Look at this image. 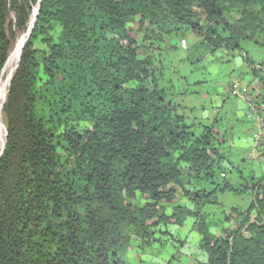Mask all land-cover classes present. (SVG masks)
Returning a JSON list of instances; mask_svg holds the SVG:
<instances>
[{
  "label": "trees",
  "instance_id": "trees-1",
  "mask_svg": "<svg viewBox=\"0 0 264 264\" xmlns=\"http://www.w3.org/2000/svg\"><path fill=\"white\" fill-rule=\"evenodd\" d=\"M13 29L29 36L2 110L0 264H146L190 218L200 260L154 264H264V175L221 182L234 142L191 110L173 54L187 33L213 52L264 45V0H0V84ZM218 193L249 205L213 230Z\"/></svg>",
  "mask_w": 264,
  "mask_h": 264
},
{
  "label": "rangeland",
  "instance_id": "rangeland-1",
  "mask_svg": "<svg viewBox=\"0 0 264 264\" xmlns=\"http://www.w3.org/2000/svg\"><path fill=\"white\" fill-rule=\"evenodd\" d=\"M10 21L15 22L14 15L10 17ZM13 31L17 34V37L13 42L12 49L19 37L24 35L23 33H17L16 29H13ZM182 43L187 49L181 50L178 46V51L173 52V54L180 59L177 66L180 67L179 69L184 78V81L176 84V86L189 89L190 94L193 91L198 92L200 95V98H198L199 101H193L191 110L194 106L199 109L202 107L205 111L197 112L196 117L205 121L219 119V121H221L220 128L225 129L224 131L228 132L234 142L232 147L227 146L225 148L229 163H225L222 166L225 175L222 176L221 182H223V180L226 182L230 181L231 184L238 185L242 183L241 179H246L247 177L251 178L254 176L256 178H261L264 175V152L261 151L260 147L253 149L258 131L253 126V128L250 127L251 125L246 119L248 102L245 99L234 96L233 91L235 90V81L244 79L249 81L253 77L250 73V65H247L244 61L245 55H248L249 60L257 67H264V45L246 42L243 45V52L225 50L213 52L209 47L196 43L195 39L192 38L191 35H188V33ZM178 44L179 40L175 38L170 39L168 43L169 47ZM188 50L189 52H187ZM262 75H264V73H262ZM3 78L4 75H2V80ZM257 80H259V78ZM189 83L193 85L190 87ZM259 84L258 81H255L253 85L255 92L250 90L252 93L258 94L261 97V95H264V91L262 90V93L257 92ZM186 103L188 104V100ZM1 121L6 131L3 112ZM262 149L264 150V144L262 145ZM2 151L3 149H0V155ZM235 170H240L242 172L241 179L236 175ZM248 205L249 195L247 194L241 196L233 193H218L216 203L208 205L205 208L204 215L207 217V222L212 224L210 228L215 230V224L223 221L224 213L227 212V210L233 207L245 209ZM194 223V219L190 218L186 223V227L180 232H176L179 234L177 235L179 241H177V239H173V241L170 239L163 248L159 249V246L156 245L153 249L151 248L152 250L147 249L145 254L149 251H151V253L141 256L143 257V261H147L146 264L159 263L164 259L167 261L177 252L184 255L182 259L184 262L186 259H189V261L192 260V262L195 259L200 260L198 251L200 237L198 232L194 229ZM235 224L236 223L231 224V226H235ZM217 235H221L219 229ZM126 260L129 264H142L137 262L140 261V259L136 258V254L127 256Z\"/></svg>",
  "mask_w": 264,
  "mask_h": 264
},
{
  "label": "bare ground",
  "instance_id": "bare-ground-1",
  "mask_svg": "<svg viewBox=\"0 0 264 264\" xmlns=\"http://www.w3.org/2000/svg\"><path fill=\"white\" fill-rule=\"evenodd\" d=\"M37 13H38V9L36 8L33 12V15L31 17V20H30L29 25H28L29 31H31V29L35 23ZM28 36H29V33H26V34L19 37V39L15 43L12 51L10 52L9 58L7 60L5 68L3 70L4 78L0 84V133H1L0 149H3L5 147L6 137H7L4 125L1 121L2 110H3V106H4L6 99H7L10 82H11V80H12V78H13L16 70H17L18 65H19L22 50H23V48L27 42Z\"/></svg>",
  "mask_w": 264,
  "mask_h": 264
},
{
  "label": "built area",
  "instance_id": "built-area-1",
  "mask_svg": "<svg viewBox=\"0 0 264 264\" xmlns=\"http://www.w3.org/2000/svg\"><path fill=\"white\" fill-rule=\"evenodd\" d=\"M184 49L186 46L182 43ZM234 96H241L248 102L246 119L258 131L255 137L254 147L258 148L264 144V100L258 94L252 93L250 89L242 85L241 81H235Z\"/></svg>",
  "mask_w": 264,
  "mask_h": 264
},
{
  "label": "crops",
  "instance_id": "crops-1",
  "mask_svg": "<svg viewBox=\"0 0 264 264\" xmlns=\"http://www.w3.org/2000/svg\"><path fill=\"white\" fill-rule=\"evenodd\" d=\"M239 81H241L242 82V85L245 87H247L248 89H251V90H255L254 88H253V85H254V83H253V81H254V79L253 78H251L249 81H247L246 79H244V80H239ZM245 81V82H244ZM256 88V87H255ZM264 91V86L261 88L260 87V85H258V93H262L263 91ZM255 92V91H254ZM263 94H264V92H263ZM236 97H239V98H241V99H243L241 96H236ZM251 127V126H250ZM253 128V127H252Z\"/></svg>",
  "mask_w": 264,
  "mask_h": 264
},
{
  "label": "water",
  "instance_id": "water-1",
  "mask_svg": "<svg viewBox=\"0 0 264 264\" xmlns=\"http://www.w3.org/2000/svg\"><path fill=\"white\" fill-rule=\"evenodd\" d=\"M37 15H38V13H37ZM29 32H30V31H29ZM4 149H5V147L3 148V151H4ZM3 151H2V152H3ZM1 154H2V153H1Z\"/></svg>",
  "mask_w": 264,
  "mask_h": 264
}]
</instances>
